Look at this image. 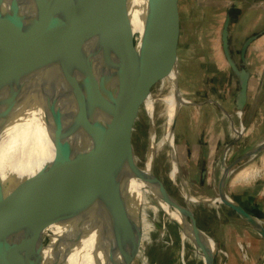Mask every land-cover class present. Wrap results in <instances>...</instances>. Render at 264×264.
Instances as JSON below:
<instances>
[{
  "label": "water",
  "instance_id": "95a60500",
  "mask_svg": "<svg viewBox=\"0 0 264 264\" xmlns=\"http://www.w3.org/2000/svg\"><path fill=\"white\" fill-rule=\"evenodd\" d=\"M168 1L170 8L167 14L161 15L162 23L156 27L164 39L153 46L154 28L149 35L135 41L130 23L121 27L128 0H0V25L9 23L14 26L13 41L0 69L3 94L0 117L7 110L22 77L42 64L56 67L76 91V107L56 115L45 127L44 133L53 149L52 158L22 174L8 172L3 175L0 172V264L39 261L41 235L43 229L53 223L55 213L49 186L58 172L67 173L70 186L79 179L97 182L110 199V203L102 204L99 211L86 213L80 230L74 227L69 254L89 234L94 235L93 250L114 243L118 247L124 246L123 238L134 223L136 211V194L132 185L139 178L138 161L130 139V123L138 97L141 96L144 102L151 95L148 83L140 75L142 59L146 55L152 64L149 73L152 78H160L155 74L156 67L151 59L153 52L160 54L161 66L162 62L170 61L171 68L176 71L178 11L176 0ZM163 19L170 22L168 29ZM228 27L227 16L221 30L222 48L227 62L236 71L228 51ZM253 38L250 36L244 41L241 56ZM236 74L235 113L240 115L246 100L247 74L245 71ZM175 81L176 93L180 95L177 75ZM146 112L148 150L149 135L151 131L155 132L156 122L148 109ZM240 124L243 129L247 127L242 122ZM243 129L229 141L226 149L239 138ZM263 147L264 139L242 155L236 157L237 150H233L226 161L222 159L223 170L215 197H220L222 204L232 208L264 239V227L226 191V182L236 163L244 157H253ZM154 157L152 154L149 158L144 174L149 193L158 205L160 198L168 208H173L154 188L151 189L157 180ZM0 159L3 163L9 159L1 147ZM179 176L183 179L180 172ZM84 186L82 182V189ZM76 192L81 191L77 189L71 193ZM84 197L92 198L89 194ZM180 216L179 221L168 219L211 243L204 264H214L218 251L214 238L194 222L190 212ZM134 244L135 241L132 247Z\"/></svg>",
  "mask_w": 264,
  "mask_h": 264
},
{
  "label": "bare ground",
  "instance_id": "6f19581e",
  "mask_svg": "<svg viewBox=\"0 0 264 264\" xmlns=\"http://www.w3.org/2000/svg\"><path fill=\"white\" fill-rule=\"evenodd\" d=\"M168 8H170L168 0H128L121 27L124 28L125 25L130 23L135 41L149 35L154 28L152 30L154 37L151 44L155 46L160 39H164L156 27L162 23V20H160L161 15L167 14ZM163 20L167 23L168 29L170 22L168 23V19ZM136 27L143 29L140 37ZM13 37L14 26L12 24L0 25V69L9 52ZM151 59L156 67L155 74H158L162 81L168 83L169 95L161 98L157 113L154 112V103L157 98L150 95L144 101V107L146 110L148 109L149 115L152 114V117L159 118L161 121L157 124L158 131L150 132L149 148L144 153L141 165L144 170L143 173L145 174L148 169L149 158L152 154L157 156L162 151H168L170 158L168 176L174 183H176V179L179 180L185 200H195L197 202L207 200L212 204L221 203L222 199L220 197L192 196L184 178L181 179L179 176L173 148V122L175 118L174 109L177 105H181L185 98L176 93L175 80L177 74L171 68L170 61L162 62L161 66V58L158 52H153ZM1 92L0 90V100L3 95ZM14 92L7 110L0 117V147L3 148L9 158L4 163L0 159V172L3 175L8 172L22 174L49 161L52 158L53 149L44 133L45 127L52 122L56 115L69 112L76 107V91L56 67L46 63L30 69L22 77L21 83L17 85ZM237 130L235 129V132ZM245 172L241 171L235 175L232 183L248 177L249 174L255 176V172L244 174ZM82 182L85 185L83 189ZM153 188L161 198L173 206V208H168L165 202L159 198L158 202L165 205L168 216L179 221L181 220V213L185 216L189 213V205L186 203L184 206L180 205L176 199L165 191L158 179L151 185V189ZM77 189L81 192L71 193L72 190L77 191ZM49 191L52 195V206L55 209L53 223L43 229L38 249L39 261H31V264H68L69 262L72 264H102V252L105 247L93 250L94 235L92 234L84 237L78 248L69 254L75 235L74 227L76 226L80 230L86 213L99 211L102 205L97 182L92 183L86 179H79L70 186L67 173L58 172L52 178ZM88 194L92 198L84 197ZM179 229L183 255L185 244L188 243L192 247L195 259L204 264L205 255L208 253L211 243L204 238L195 237L187 228L181 229L179 227ZM130 233L131 230H128L125 236L130 235Z\"/></svg>",
  "mask_w": 264,
  "mask_h": 264
},
{
  "label": "crops",
  "instance_id": "0c3cea01",
  "mask_svg": "<svg viewBox=\"0 0 264 264\" xmlns=\"http://www.w3.org/2000/svg\"><path fill=\"white\" fill-rule=\"evenodd\" d=\"M178 11V34L176 41V73L184 67L180 54L183 19H189V12H197L199 21H209L205 36H210L212 50L216 51L215 62L224 70L222 79H213L208 72L209 61L199 59L196 67L201 68V79L197 88L190 87L189 94L180 95L187 100L177 111L174 124V140L178 153L183 152L187 164L193 167L192 180L203 191L214 189L223 170L222 158L229 139H227L226 122L233 123L236 111V95L238 76L236 73L245 71L247 74L246 100L238 115L242 123L248 127L260 120L256 135L242 144L232 143L235 156L258 145L264 139V2L262 0H176ZM229 17L228 51L236 71L227 62L222 48L221 30L226 17ZM191 19V16H190ZM208 23V22H207ZM202 35V32L199 33ZM254 38L247 44L243 56L241 47L244 41ZM182 63V65H181ZM217 65V66H218ZM183 68V69H182ZM200 125L192 128L194 121ZM232 125V124H231ZM177 134V135H176ZM228 149V148H227ZM251 158V163L240 168H256L257 175L248 180L231 183L226 191L231 198L246 212L252 215L264 227V147ZM188 160V161H187ZM233 173L231 177H233ZM230 177V178H231ZM222 203H220L221 205ZM220 205L216 206L219 207ZM223 209L216 211V228L208 232L215 240L218 261L214 264H261L264 260V239L232 208L223 204ZM246 245V256L238 246Z\"/></svg>",
  "mask_w": 264,
  "mask_h": 264
},
{
  "label": "rangeland",
  "instance_id": "374dc122",
  "mask_svg": "<svg viewBox=\"0 0 264 264\" xmlns=\"http://www.w3.org/2000/svg\"><path fill=\"white\" fill-rule=\"evenodd\" d=\"M197 12H189V19H183L182 26V37L180 40V54L183 57L184 69L182 73H179L178 77V89L185 96L189 94V88L192 89L199 88L201 76V68L196 67V63L199 59L204 61V58L209 61L210 65L208 72L210 75L214 76L213 79H222L225 73L222 71L217 62L214 60L216 51L212 50V43L209 41L210 36H205L204 33L208 31L209 21L203 22L199 21ZM191 16V19H190ZM138 36H141L143 29L136 27ZM202 32V35L199 33ZM182 65V63H181ZM218 65V66H217ZM142 68L140 71L141 77L146 80L149 85L150 93L152 97L157 98L154 103V112L157 113L160 107V100L163 97L169 95L168 83L162 81L160 78H152L149 76L150 69L153 68L152 64L147 61V56L145 55L142 59ZM152 67V68H151ZM150 79V80H149ZM152 80V81H151ZM180 105H177L174 109V116L176 110ZM146 109L144 107V102L142 97L139 96L135 106L134 116L130 123V139L138 161V180L132 185L135 188L136 194V211L134 215V223L131 224L128 230H131L130 235L124 236V246L118 247L116 243L108 245L102 252L101 263L102 264H202L199 260L195 259L194 252L192 253V247L188 243L185 244L184 255L182 248L180 246V229L179 227L171 221L169 218L174 219L171 216H166V207L162 203L159 205L153 199L149 193V185L146 183L143 173V168H141L143 162V156L147 149V135H148V117L146 114ZM233 123L226 122L224 124L225 129H227V139L232 140L236 136L235 129L239 130L240 122L239 116L233 113ZM161 119L155 117L156 130L158 131V123ZM175 124V121H174ZM173 124V127H174ZM232 124V125H231ZM200 125L199 120L194 121L193 129H197ZM260 125V120L254 121L250 127H242V133L239 138H237L232 143H238L239 145L244 142L250 141L254 135L257 133V129ZM240 129V130H241ZM177 135V134H176ZM174 128H173V148L175 151V156L177 159V165L182 178L187 184L189 193L192 196H202V197H215L214 189L203 191L196 186L193 176V167L185 162L183 152H179L176 148L178 144H175L174 140ZM232 143L228 145V149L224 150L223 161H226L231 152L234 150L235 146ZM248 150L246 148L240 149V152ZM238 156V155H237ZM236 156V157H237ZM235 158V157H234ZM188 161V160H187ZM251 158L249 156L240 159L231 173L237 172L240 168H244L249 164ZM253 166V165H249ZM254 167V166H253ZM153 169L156 178L161 182L165 191L172 196L174 199L180 203V205H189V212L194 220V222L203 230L208 232H213L217 225L216 211L218 209H223V204H212L207 200L195 201V200H185L181 188L179 185V180L176 179V183L168 176L170 170V158L168 151H162L157 156H155ZM242 172H255L257 175L256 168H246L241 170ZM240 171V172H241ZM246 172L244 174H246ZM239 172L229 177L226 182V188L229 189V181L234 178ZM254 176V177H255ZM253 178L249 174L246 178H241L239 181L248 180ZM230 179V180H229ZM98 185V183H97ZM99 188L101 203H110V199L104 188ZM181 192V193H180ZM184 199V200H183ZM220 205L216 208V206ZM209 234V233H208ZM138 237V238H137ZM135 241L134 247L133 242ZM240 252L243 256H246V245L244 243L238 244ZM132 247V248H131ZM130 254V255H129ZM188 256V257H187ZM218 261L217 254L215 255Z\"/></svg>",
  "mask_w": 264,
  "mask_h": 264
},
{
  "label": "built area",
  "instance_id": "2783aa9c",
  "mask_svg": "<svg viewBox=\"0 0 264 264\" xmlns=\"http://www.w3.org/2000/svg\"><path fill=\"white\" fill-rule=\"evenodd\" d=\"M262 1L264 2V0H262ZM240 127H241V125H240ZM240 127H239V128H240ZM237 132H238V130L236 131V133H237Z\"/></svg>",
  "mask_w": 264,
  "mask_h": 264
},
{
  "label": "flooded vegetation",
  "instance_id": "af4514ba",
  "mask_svg": "<svg viewBox=\"0 0 264 264\" xmlns=\"http://www.w3.org/2000/svg\"><path fill=\"white\" fill-rule=\"evenodd\" d=\"M238 116V115H237Z\"/></svg>",
  "mask_w": 264,
  "mask_h": 264
}]
</instances>
